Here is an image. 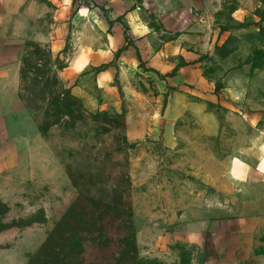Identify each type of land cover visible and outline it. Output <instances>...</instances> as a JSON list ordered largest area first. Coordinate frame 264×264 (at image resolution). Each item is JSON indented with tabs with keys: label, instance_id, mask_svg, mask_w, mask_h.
I'll return each mask as SVG.
<instances>
[{
	"label": "rangeland",
	"instance_id": "obj_1",
	"mask_svg": "<svg viewBox=\"0 0 264 264\" xmlns=\"http://www.w3.org/2000/svg\"><path fill=\"white\" fill-rule=\"evenodd\" d=\"M31 3L99 116L46 134L68 183L0 177V264H27L80 190L124 174L140 264H264V0Z\"/></svg>",
	"mask_w": 264,
	"mask_h": 264
},
{
	"label": "trees",
	"instance_id": "obj_2",
	"mask_svg": "<svg viewBox=\"0 0 264 264\" xmlns=\"http://www.w3.org/2000/svg\"><path fill=\"white\" fill-rule=\"evenodd\" d=\"M126 39L130 45L128 35ZM67 66L60 57L54 59L48 43L33 42L23 55L20 97L25 107L39 117L44 134L53 127L75 128L87 115L95 120L99 116L91 115L60 78L58 70ZM130 186L124 174L122 183L113 185L103 196L80 190L27 264H140ZM117 225L119 238H114L111 231Z\"/></svg>",
	"mask_w": 264,
	"mask_h": 264
},
{
	"label": "crops",
	"instance_id": "obj_3",
	"mask_svg": "<svg viewBox=\"0 0 264 264\" xmlns=\"http://www.w3.org/2000/svg\"><path fill=\"white\" fill-rule=\"evenodd\" d=\"M33 8L34 3L27 6V0L25 11L23 0H0V177L16 185L25 184V176L36 182L38 174L44 184L55 185L61 179L68 183L47 135L20 97L22 58L28 40L51 41L45 33L33 31L40 18ZM72 92L78 93L76 88Z\"/></svg>",
	"mask_w": 264,
	"mask_h": 264
}]
</instances>
